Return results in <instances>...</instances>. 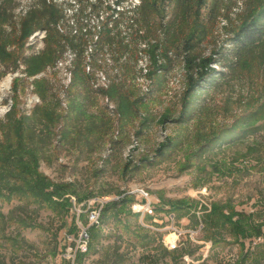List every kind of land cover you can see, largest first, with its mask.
<instances>
[{"label": "rangeland", "instance_id": "374dc122", "mask_svg": "<svg viewBox=\"0 0 264 264\" xmlns=\"http://www.w3.org/2000/svg\"><path fill=\"white\" fill-rule=\"evenodd\" d=\"M77 1L104 22L116 0ZM71 3L0 0V149L20 143L56 203L136 187L154 203L111 217L80 263L264 264V40L233 41L264 0H118L113 34L81 58L41 12ZM189 58L215 74L187 95ZM71 225L64 206L0 200V264H66Z\"/></svg>", "mask_w": 264, "mask_h": 264}, {"label": "trees", "instance_id": "16d2710c", "mask_svg": "<svg viewBox=\"0 0 264 264\" xmlns=\"http://www.w3.org/2000/svg\"><path fill=\"white\" fill-rule=\"evenodd\" d=\"M102 1V0H101ZM100 4H103L100 2ZM97 4H94L96 6ZM109 10H113L109 7ZM46 15L51 23H54L57 27L59 21H63L65 25L70 29V36L59 34L56 29L49 26L46 27L49 30L48 36L52 43L56 47H62L66 43V47L71 49L77 57H82L84 51L90 46L95 45L99 47L103 41V38H109L113 34L114 25L111 23L112 17L117 12L114 9L113 13L107 18V21L92 23L91 19L84 15V8L75 14L74 24L76 25L77 32L74 33V28L64 14L62 6L57 7L56 5H44L42 11ZM111 12V11H110ZM115 12V13H114ZM95 13V10L94 12ZM121 13V10L119 11ZM105 20V19H104ZM116 20V19H114ZM264 6L259 10L256 17L251 19L249 22L244 24L234 35L233 41L244 53H248L253 49L257 48L258 45L264 40ZM98 36L97 39L95 37ZM64 41V43H63ZM191 46V45H190ZM188 50H191L190 48ZM55 56L52 59H57V51H53ZM14 62V61H12ZM213 60L211 58H200L199 61L194 59H188L187 65L190 70L189 86L186 92L189 95L191 92L198 90L201 86V82L205 81L208 76L215 74V69L212 66ZM81 61H78L77 68L81 67ZM82 81L86 80L84 76L81 77ZM18 146V147H17ZM17 146H7L0 149V200L10 202L12 199L28 200L32 203H39L41 205H52L64 206L70 213L72 203L70 197H65L62 201L56 203L53 198H62L64 195L57 193V190L61 191V187L50 190L52 184L48 177L42 175L40 172L34 170L30 163L22 162V154L20 153V143ZM18 148V149H17ZM21 160V161H20ZM30 176V179L23 176ZM77 197V200L81 202L85 197ZM135 201V196L126 195L121 201H113L105 205L101 214V225L92 226L90 228L91 242L87 253L79 254V260L82 261L92 251L93 241L97 237L99 229L109 221L111 217H116L122 213L126 208L131 211V204ZM132 212V211H131ZM84 223H87L86 216H82ZM240 226L239 224L237 225ZM79 230L78 224L75 218H72V225L69 232L76 234ZM67 264V263H66Z\"/></svg>", "mask_w": 264, "mask_h": 264}, {"label": "built area", "instance_id": "2783aa9c", "mask_svg": "<svg viewBox=\"0 0 264 264\" xmlns=\"http://www.w3.org/2000/svg\"><path fill=\"white\" fill-rule=\"evenodd\" d=\"M74 5L71 3V5H68L64 8L65 5H61L63 9H65V13L69 14L73 12V10H76L77 13L81 10V8H77L75 4L78 3L77 0H73ZM96 2V1H95ZM96 3H93L91 8V13L93 11V5ZM113 10H111V13H113L114 9L117 10L115 15H119V11L121 10V5L118 3V0L113 2ZM74 7V8H73ZM112 7V6H111ZM120 8V9H118ZM122 11V10H121ZM96 13V12H95ZM94 13V14H95ZM72 15V16H71ZM70 16L66 18L70 20L71 25L74 28V33H76L77 28L74 24L75 21V13H71ZM114 15V17H115ZM100 17L102 20H104V16L101 14ZM96 18H99V16ZM93 23L99 24L101 21L98 19V21L94 20ZM64 25V23H62ZM60 25V26H62ZM98 36L95 37L97 39ZM91 46V45H90ZM88 47L92 50V47ZM93 46V45H92ZM126 195H133L136 198V201L132 205V209L135 213L146 215V214H154V203L152 201V198L150 197V193L143 187H136L134 189H128L126 191H123L120 195L115 196H92L85 198L81 202L77 200L76 196L71 195L70 201L72 203V206L70 208V213L72 214V218H75L79 230L76 234L73 236L67 235V239L69 240V243L65 249L64 254V260L67 264H81L79 260V254L81 253H87L90 242H91V233L90 228L92 226H100L101 225V214L102 210L105 207L106 204L113 202V201H121ZM86 216L87 223H84L82 220V216Z\"/></svg>", "mask_w": 264, "mask_h": 264}, {"label": "bare ground", "instance_id": "6f19581e", "mask_svg": "<svg viewBox=\"0 0 264 264\" xmlns=\"http://www.w3.org/2000/svg\"><path fill=\"white\" fill-rule=\"evenodd\" d=\"M9 81H10V79H8L5 83H6V86L9 84ZM5 86V85H4Z\"/></svg>", "mask_w": 264, "mask_h": 264}]
</instances>
